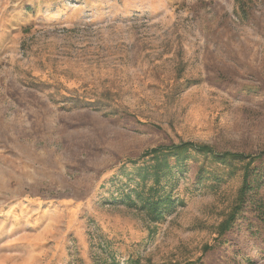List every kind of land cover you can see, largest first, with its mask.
Returning <instances> with one entry per match:
<instances>
[{
    "label": "rangeland",
    "instance_id": "374dc122",
    "mask_svg": "<svg viewBox=\"0 0 264 264\" xmlns=\"http://www.w3.org/2000/svg\"><path fill=\"white\" fill-rule=\"evenodd\" d=\"M185 142L264 155V0H0V264H264L260 162L224 235L245 162L190 158L159 223L122 203Z\"/></svg>",
    "mask_w": 264,
    "mask_h": 264
},
{
    "label": "trees",
    "instance_id": "16d2710c",
    "mask_svg": "<svg viewBox=\"0 0 264 264\" xmlns=\"http://www.w3.org/2000/svg\"><path fill=\"white\" fill-rule=\"evenodd\" d=\"M196 156H201L204 160L210 159L215 164L228 166L231 162L246 163V170L243 174V182L239 189L236 204L218 227L219 235H224L235 224L237 215L247 202L253 185L258 182V177H262V175L258 176L257 171H259V168L251 171L250 167L256 161L263 165L264 161L261 159L264 155L252 157L242 154H217L206 145L191 142L148 150L140 158L130 162V165L134 167L135 178L138 183L135 184L133 190L121 194L122 203L127 208L144 213L151 224L159 223L166 215L173 213L181 203L180 200L174 198L171 191H168V183L174 179L177 172H181L186 161ZM198 171L199 174L200 168ZM263 211L259 210V213L264 215Z\"/></svg>",
    "mask_w": 264,
    "mask_h": 264
}]
</instances>
